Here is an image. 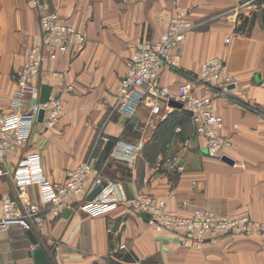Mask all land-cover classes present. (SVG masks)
Returning a JSON list of instances; mask_svg holds the SVG:
<instances>
[{
	"label": "crops",
	"instance_id": "1",
	"mask_svg": "<svg viewBox=\"0 0 264 264\" xmlns=\"http://www.w3.org/2000/svg\"><path fill=\"white\" fill-rule=\"evenodd\" d=\"M179 10L189 13L193 27L173 51L178 67L159 72L158 83L176 88L203 61L222 60L234 84L225 91L199 86L196 93L215 99L231 164L206 155L186 111L155 115L147 102L131 117L118 109L120 80L137 42L158 41ZM41 11L57 12L87 42L47 62L45 73L32 79L39 93L43 84L51 87L64 113L51 129L38 123L29 142L2 161L4 169L35 152L45 177L58 185L89 160L91 177L125 199L149 197L183 215L201 208L264 224V0H0V111L6 114L29 112L38 103L21 95L17 80L26 53L40 41ZM100 137L112 141L109 150L106 144L94 148ZM117 142L136 148L131 163L113 156ZM16 192L8 176L0 177V209ZM85 197L72 200L67 217L46 209L42 229L31 230L49 264H264V231L185 248L126 203L101 206ZM24 202L41 204L36 185L25 189ZM34 248L27 231H0V264H34Z\"/></svg>",
	"mask_w": 264,
	"mask_h": 264
},
{
	"label": "built area",
	"instance_id": "2",
	"mask_svg": "<svg viewBox=\"0 0 264 264\" xmlns=\"http://www.w3.org/2000/svg\"><path fill=\"white\" fill-rule=\"evenodd\" d=\"M192 27L189 13L179 10L168 17L166 31L158 41L137 42L126 63L125 75L120 80L117 106L121 113L131 117L145 102L155 115L161 113L162 109L166 112L174 110L169 105L171 101L181 104V110L189 115L194 135L204 139L206 155L221 160L231 144L229 138L221 134L223 119L215 110L214 97L196 93V87L219 85L225 91L228 85L234 84L232 77L224 74L222 60L213 57L203 61L198 70L189 74V79L176 88L158 83L159 72L178 67V57L173 51ZM38 28L40 41L26 53L17 80L21 95L36 100L39 97V86L34 85L32 79L45 73L43 66L54 61L59 54L81 51L87 42L81 31L68 25L55 11H41L38 15ZM40 108L44 109L41 124L47 129L55 127L64 113L62 100L51 95L45 104L37 103L29 112L6 114L0 111V177L8 176L17 189L16 197L2 200L0 231L11 227H19L25 231L42 229L46 209L54 217H59L70 209L75 197H85L103 182L100 178L91 177L93 170L89 160L72 169L66 181L58 185L45 177L38 153L24 155L10 171L1 166L9 154L29 142L33 129L38 124ZM106 143L107 139L100 137L94 148H102ZM135 152L136 148H125L117 142L113 156L131 163L135 159ZM31 185L38 187L41 204H25V189ZM91 202L101 206L126 203L137 212L147 213L148 225L156 232L166 231L177 235L180 245L185 248H198L219 238L264 231L263 223L249 217L218 216L201 208H192L188 214L183 215L149 197L125 199L120 194L115 195L114 188L108 184ZM181 206L188 209L189 203L185 201Z\"/></svg>",
	"mask_w": 264,
	"mask_h": 264
},
{
	"label": "water",
	"instance_id": "3",
	"mask_svg": "<svg viewBox=\"0 0 264 264\" xmlns=\"http://www.w3.org/2000/svg\"><path fill=\"white\" fill-rule=\"evenodd\" d=\"M50 93H51V87L47 84H43L41 87H40V93H39V98H38V103L40 105H43L45 104L48 99H49V96H50ZM169 105L175 109H182V105L179 104V103H176V102H169ZM43 117H44V109L43 108H40L39 109V112H38V115H37V123L41 124L42 121H43ZM136 120V118H133L132 119V123H134ZM112 145V141H108L106 143V150H109L110 147ZM222 161L226 162V163H232V161L228 158V157H222L221 159ZM107 183L106 182H102L101 185L95 187L94 189H92L85 197V201L87 202H91L95 199V197L97 195H99V193L101 192V190L106 187ZM69 214V211H65L64 213V217H67ZM141 217H143L144 219L147 220V218L149 217V215L147 213H140ZM27 235L28 237L30 238L31 242L33 243V245H35V248L31 251V256L33 258V263L34 264H49L48 263V258L45 254V252L43 251V249L36 245L37 244V241L35 239V237L33 236L32 232L31 231H27Z\"/></svg>",
	"mask_w": 264,
	"mask_h": 264
},
{
	"label": "rangeland",
	"instance_id": "4",
	"mask_svg": "<svg viewBox=\"0 0 264 264\" xmlns=\"http://www.w3.org/2000/svg\"><path fill=\"white\" fill-rule=\"evenodd\" d=\"M187 80H185V82H186ZM200 85H197V87H199Z\"/></svg>",
	"mask_w": 264,
	"mask_h": 264
}]
</instances>
